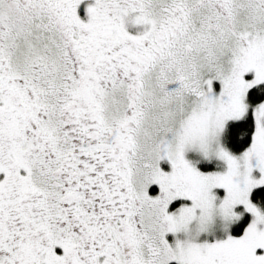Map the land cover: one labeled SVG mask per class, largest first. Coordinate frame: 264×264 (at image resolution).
<instances>
[{"label":"snow or ice","instance_id":"6c2138e0","mask_svg":"<svg viewBox=\"0 0 264 264\" xmlns=\"http://www.w3.org/2000/svg\"><path fill=\"white\" fill-rule=\"evenodd\" d=\"M0 264H264V0H0Z\"/></svg>","mask_w":264,"mask_h":264}]
</instances>
